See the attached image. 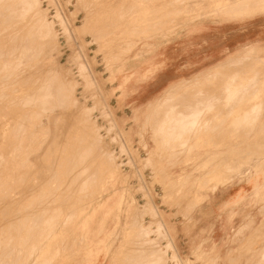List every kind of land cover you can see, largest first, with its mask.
Here are the masks:
<instances>
[{
	"label": "rangeland",
	"instance_id": "rangeland-1",
	"mask_svg": "<svg viewBox=\"0 0 264 264\" xmlns=\"http://www.w3.org/2000/svg\"><path fill=\"white\" fill-rule=\"evenodd\" d=\"M244 7L261 12L264 0H0V264H219L200 250L186 256L175 249L159 214L157 188L172 201L181 191L170 192L177 184L157 173L151 160L154 143V154L163 148L170 157L182 155L192 141L199 144L236 113L239 130L255 127L252 110L260 108L262 113L264 97V60L257 57L264 58V51L256 54L246 48L264 49V12L238 16L236 11ZM214 13L221 15L185 21ZM25 24V30H18ZM188 26L194 28L186 31ZM176 32L190 35L186 44L195 55L210 54L205 60L208 71L199 75L194 63L186 64L182 76L191 80L190 86L160 93L167 97L155 113L132 101V95L146 85L153 91L161 54L154 50ZM235 35L241 44L232 45ZM150 60L154 65L147 64ZM213 63L218 65L210 71ZM157 114L154 121L147 119ZM263 163L264 153H240L233 162L236 170L210 173V189ZM102 164L106 173H115L114 184L101 173ZM208 168L206 163L200 170ZM200 200L195 197L189 211ZM138 253L149 258L141 259ZM245 264H264V249H256Z\"/></svg>",
	"mask_w": 264,
	"mask_h": 264
},
{
	"label": "crops",
	"instance_id": "crops-1",
	"mask_svg": "<svg viewBox=\"0 0 264 264\" xmlns=\"http://www.w3.org/2000/svg\"><path fill=\"white\" fill-rule=\"evenodd\" d=\"M230 3H238V6L241 1ZM245 10L247 11L243 12ZM236 12L240 14L238 16H253L263 13L264 10L253 12L249 7L246 9L244 7L243 10ZM220 15L214 13L194 19L185 18V21L213 19ZM188 27L190 29H185L186 31L194 28V26ZM174 31L173 29L172 32ZM170 32L171 30L167 33ZM189 40V34L176 32L168 38L166 44H160L159 48L154 50V52L160 51L161 54L157 55L159 59L155 63L157 68L155 72L157 70L158 72L154 79L153 91L149 90V85L142 86L132 95V101H139L142 106H150L152 111L159 113L157 106L167 97L159 96L160 93L171 88L190 86L191 80L182 76L188 71L185 69L186 64L190 66L194 63V72L200 73L199 75L208 71L205 60L206 55L210 54L203 51L205 56L202 58V54L198 51L199 55H195L196 51L191 50L186 44ZM231 43L241 44L238 42V35L231 36ZM250 49L256 54L264 51L260 46L246 48L247 51ZM191 54L195 55L193 62L190 59ZM257 58L264 60L261 57ZM151 60L147 64L154 65L155 60L153 63ZM217 65L216 63L208 65L209 70ZM252 111L255 125L252 129L239 130V122L235 121L238 119L236 113L220 128L216 125V129L202 137L199 144L196 145L192 141L190 151L182 155L170 157L163 148H159L154 154L157 147L153 142L151 164L158 169L157 173L177 184L175 188L169 189L171 193L176 190L181 191L180 196L173 199L174 202L169 199V194L165 190L157 188L159 214L175 249L182 255L190 256L192 252L200 250L209 258H215L214 260L219 264H245L254 256L256 249H264V163L261 166L257 164L255 166L257 169L254 168L256 171L245 167L246 171L243 169L236 176L232 175L226 184L219 185L213 190L210 189L212 184L208 182L213 171L223 173L224 169L236 170L238 165H233V162L238 160L240 153H264V97L262 113L260 108H253ZM159 116L160 114H157L147 119L154 121ZM119 117L121 119L122 114H119ZM222 117L219 119L222 120ZM253 137L258 139L253 140ZM151 139L153 141L152 131ZM187 162L190 164L186 165ZM206 163H209L208 171H201V166ZM181 164H184L181 169L174 170ZM224 175H228V170ZM195 197L202 200L192 211H189ZM231 253L236 256L228 258Z\"/></svg>",
	"mask_w": 264,
	"mask_h": 264
},
{
	"label": "bare ground",
	"instance_id": "bare-ground-1",
	"mask_svg": "<svg viewBox=\"0 0 264 264\" xmlns=\"http://www.w3.org/2000/svg\"><path fill=\"white\" fill-rule=\"evenodd\" d=\"M16 1H17V0H16ZM24 1H25V0H24ZM26 1H27V0H26ZM174 1H175V0H174ZM1 2H2V1H1ZM6 2H7V1H6ZM20 2H21V1H20ZM22 2H23V1H22ZM35 2H36V1H35ZM27 3H28V2H27ZM177 3H178V2H177ZM6 4H7V3H6ZM16 4H17V3H16ZM18 4H19V3H18ZM18 4H17V5H18ZM31 4H32V2H31ZM21 5H22V4H21ZM21 5H20V6H21ZM1 6H2V5H1ZM32 7H33V6H31V10H32ZM36 7H37V6H36ZM16 8H17V6H16ZM23 8H24V7H23ZM25 8L27 9V7H25ZM25 8H24V11H25ZM38 8H39V7H38ZM36 9H37V8H36ZM36 9H35V11H36ZM12 10H14V9L12 8ZM15 10H16V9H15ZM22 10H23V9H22ZM27 10H28V9H27ZM24 11H23V12H24ZM9 12H11V11H9ZM12 12H14V11H12ZM20 12H21V11H20ZM0 14H1V13H0ZM6 14H7V13H6ZM16 14L19 15L20 13L18 14V13H17V10H16ZM7 15H9V14H7ZM7 15H6V17H7ZM21 15H22V14H21ZM21 15H20V16H21ZM36 15H37V14H36ZM2 17H3V15H2ZM17 18H18V16H17ZM23 18H24V17H23ZM29 18H30V17H29ZM5 19H6V18H5ZM5 19H4V22H5ZM19 19H20V18H19ZM21 19H22V17H21ZM41 19H42V18H41ZM16 20H17V19H16ZM26 20H27V18L24 20V22H26ZM28 20H29V19H28ZM33 20H34V19H33ZM8 21H9V20H8ZM18 21H19V20H18ZM18 21H17V22H18ZM31 21H32V20H31ZM27 22H28V25H29L30 20L27 21ZM8 23H9V22H8ZM45 23H46V22H45ZM20 24H21V23H20ZM33 24H35V23L31 22L30 26H32ZM43 24H44V23H43ZM43 24H42V25H43ZM5 25H7V24H5ZM9 25H10V24H9ZM26 25H27V24H25V26L23 25L22 28H20V29H18V30H21V29H22V30H25L24 28L26 27ZM39 25H40V24H39ZM34 26H35V25H34ZM37 27H38V26H37ZM7 28H8V27H7ZM27 28H28V27H27ZM27 28H26V30H27ZM32 28H34V27L32 26ZM32 28H31V29H32ZM40 28H41V25H40ZM15 29H16V28H15ZM29 29H30V28H29ZM34 29H35V28H34ZM8 30H9V29H8ZM38 30H39V29H38ZM50 30H51V29H50ZM15 31H17V29H16ZM18 32H19V31H18ZM28 32H29V31H28ZM31 32H33V30H32ZM34 32H35V31H34ZM37 33H38V31H37ZM47 33H48V31H47ZM34 35H35V34H34ZM34 35H33V39H34ZM51 35H52V34H51ZM15 36H16V34H15ZM39 36H40V34H39ZM48 36H49V34L47 35V37H48ZM10 37H11V36H10ZM41 37H42V36H41ZM47 37H46V38H47ZM50 37H51V36H50ZM0 38H1V37H0ZM18 38H19V37H18ZM27 38H28V37H27ZM53 38H54V37H53ZM12 39H13V38H12ZM37 40H38V37H37ZM45 40H46V39H45ZM11 41H12V40H11ZM27 41H28V40H27ZM27 41H25V42H27ZM29 41H30V40H29ZM32 41H33V40H32ZM32 41H31V42H32ZM39 41L42 42V40H38V43H39ZM52 41H53V40H52ZM11 43H12V42H11ZM2 44H3V43H2ZM12 44H13V43H12ZM22 44H23V43H22ZM22 44H21V45H22ZM28 44H29V42H28ZM45 44H46V43H45ZM33 45H34V44H33ZM28 46H29V45H28ZM45 46H46V45H45ZM24 47H25V46H24ZM22 48H23V47H22ZM27 48H28V47H27ZM23 50H24V48H23ZM39 50H40V49H39ZM43 50H44V49H43ZM15 51H16V50H15ZM32 51H33V50H32ZM9 52H10V51H9ZM37 53H38V52H37ZM40 53H41V52H40ZM10 54H11V52H10ZM12 54H13V52H12ZM7 55H8V54H7ZM14 55H15V54H14ZM40 55H41V54H40ZM8 56H9V55H8ZM26 57H27V56H26ZM3 58H5V57H3ZM6 58H7V56H6ZM16 58H17V56H16ZM16 58H15V59H16ZM24 58H25V57H24ZM35 58H36V56H35ZM30 59H31V58H30ZM3 60H4V59H3ZM20 60H21V59H20ZM40 60H41V59H40ZM22 61H23V60H22ZM11 62H12V61H11ZM25 62H26V61H25ZM27 62H28V60H27ZM225 62H226V61H225ZM7 63H8V62H7ZM12 63H13V62H12ZM17 63H18V62H17ZM20 63H21V62H20ZM28 63H29V62H28ZM4 64H5V63H4ZM4 64H3V62H2V66H3ZM9 64H10V63H9ZM11 65H12V64H11ZM18 65H19V64H18ZM13 66H14V65H12V67H13ZM16 67H17V66H16ZM0 68H1V67H0ZM7 68H8V67L6 66L5 71H6ZM9 68H10V67H9ZM14 68H15V67H14ZM15 69H16V68H15ZM22 69H23V68H22ZM215 69H217V68H215ZM211 70H212V69H211ZM211 70H210V71H211ZM5 71H3V72H5ZM6 72H7V71H6ZM1 73H2V72H1ZM7 73H9V72H7ZM12 73H13V72H12ZM5 74H6V73H5ZM204 74H205V73H204ZM12 75H13V74H12ZM205 75H206V74H205ZM2 78H3V77H2ZM15 79H16V78H15ZM194 79H196V78H194ZM197 79H199V77H198ZM13 80H14V79H13ZM43 82H44V81H43ZM192 82H193V81H192ZM188 83H189V82H188ZM15 84H16V83H15ZM43 84L45 85V82H44ZM43 84H42V85H43ZM20 85L22 86V84H20ZM47 85H48V84H47ZM11 86H12V85H11ZM21 86H20V87H21ZM9 87H10V86H9ZM17 87H19V86H17ZM39 87H40V83H39ZM40 88H41V87H40ZM33 90H35V89H33ZM62 90H63V89H62ZM238 90H239V89H238ZM40 91H41V93H42L43 90L40 89L39 92H40ZM227 91H228V89H227ZM233 91H234V90H233ZM0 92H1V89H0ZM8 92H9V91H8ZM16 92H17V90H16ZM44 92H45V91H44ZM47 92H48V91H47ZM27 93H28V92H27ZM34 93H35V92H34ZM5 94H6V93H5ZM29 94H31V93H28V95H29ZM42 94H43V93H42ZM0 95H1V94H0ZM38 95H39V94H38ZM49 95H50V94H49ZM191 95H192V94H191ZM191 95H190V96H191ZM41 96H42V95H41ZM45 96H46V95H45ZM66 96H68V95H66ZM0 97H1V96H0ZM3 97H4V96H3ZM63 97H65V96H62V98H63ZM68 97H69V96H68ZM16 98H17V97H16ZM31 98H32V97H31ZM35 98H36V97H35ZM35 98H34V100H35ZM45 98H46V97H45ZM0 99H1V98H0ZM23 99H24V98H23ZM28 99H29V98H28ZM60 99H61V98H60ZM65 99H67V98L65 97ZM47 100H48V98H47ZM69 100H70V98H69ZM26 101H27V100H26ZM67 101H68V100H66L65 102L67 103ZM72 101H74V100H72ZM17 102H18V101H16V103H17ZM28 102H30V101L28 100ZM36 102H37V101H36ZM63 102H64V101H62V103H63ZM165 102H166V101H165ZM11 103H12V102H11ZM31 103H32V102H31ZM46 103H47V101H46ZM62 103L60 102V104H62ZM163 103H164V102H163ZM187 103H188V100H187ZM6 104H7V103H6ZM23 104H24V102H23ZM28 104H29V103H27V105H28ZM63 104H64V103H63ZM71 104H73V103H71ZM20 105H21V104H20ZM253 105H254V104H253ZM31 106H32V104H31ZM33 106H34V105H33ZM255 106H256V105H255ZM10 107H11V106H10ZM25 107H26V106H25ZM41 107H42V106L40 105V108H41ZM194 107H195V106H194ZM7 108H8V107H7ZM14 108H15V107H14ZM17 108H18V107H17ZM42 108H43V107H42ZM34 109H35V107H34ZM186 109H187V108H186ZM250 109H251V107L249 108V110H250ZM47 110H48V109H47ZM194 110H195V109H194ZM176 111H177V109H176ZM0 112H1V110H0ZM184 112H185V110H184ZM189 112H190V111H189ZM247 112H248V111H247ZM31 113H32V112H31ZM35 113H36V112H34V114H35ZM42 113H43V112H42ZM45 113H46V112H45ZM45 113H44V114H45ZM175 113H176V112H175ZM193 113H194V112H193ZM200 113H201V111H200ZM203 113H204V112H203ZM23 114H24V113H23ZM27 114H28V113H27ZM40 114H41V113H40ZM46 114H47V113H46ZM187 114H188V113H187ZM205 114H206V113H205ZM247 114H248V113H247ZM35 115H36V114H35ZM37 115H39V114L37 113ZM37 115H36V117H37ZM169 115H170V114H169ZM24 116H25V115H24ZM30 117H31V114H30ZM32 117H33V116H32ZM258 117H259V116H258ZM17 118H18V117H17ZM17 118H16V119H17ZM42 118H43V117H42ZM168 118H169V117H168ZM16 119H15V120H16ZM19 119H20V118H19ZM30 119H31V118H30ZM39 119H40V117H39ZM178 119H179V118H178ZM32 120H33V119H32ZM180 120H181V119H180ZM187 120H188V119H187ZM189 120H192V119H189ZM235 120H236V119H235ZM18 121H19V120H17V122H18ZM193 121H195V120H193ZM196 121H197V120H196ZM255 121H256V120H255ZM21 122H22V119H21ZM181 122H182V121H181ZM186 122H187V121H186ZM27 123H28V122H27ZM36 123H37V122H36ZM171 123H172V122H171ZM182 123H183V122H182ZM194 123H195V122H194ZM208 123H209V121H208ZM246 123H247V122H246ZM172 124H173V123H172ZM178 124H179V123H178ZM21 125H22V124H21ZM174 125H175V124H174ZM181 125H182V124H181ZM189 125H190V123H189ZM50 126H51V125H50ZM177 126H178V125H177ZM182 126H183V125H182ZM190 126H191V125H190ZM20 127H21V126H20ZM180 127H181V126H180ZM185 127H187V126H185ZM14 128L16 129V127H14ZM22 128H23V127H22ZM86 128H87V127H86ZM88 128H89V126H88ZM173 130H174V129H173ZM21 131H24V132H25V130H21ZM92 131H93V130H92ZM15 132H16V130H15ZM27 132H28V131H27ZM36 133H37V132H36ZM40 133H41V132H40ZM180 133H181V132H180ZM183 133H184V132H183ZM186 133H187V132H186ZM190 133H191V132H190ZM21 134H22V132H21ZM31 135H32V136H31V138H32V137L34 136V133L31 134ZM35 135H36V134H35ZM170 135H172V134H170ZM173 135H174V134H173ZM182 135H183V134H182ZM18 136H19V135H18ZM37 136H38V135H37ZM39 136H40V135H39ZM86 136L88 137V135H86ZM176 136H177V135H176ZM178 136H179V135H178ZM180 136H181V134H180ZM180 136H179V137H180ZM19 137H21V135H20ZM34 138H35V137H34ZM175 138H176V137H175ZM95 139H96V138H95ZM170 139H171V137H170ZM173 139H174V138H173ZM168 140H169V139H168ZM171 141H172V140H171ZM171 141H170V142H171ZM10 142H11V141H10ZM89 142H90V141H89ZM172 142H173V141H172ZM18 143H19V142H17V144H18ZM90 143H91V145H92L93 142H90ZM183 143H184V142H183ZM24 145H25V144H24ZM93 145H94V144H93ZM182 145H183V144H182ZM6 147H7V146H6ZM19 147H20V146H19ZM8 148H9V147H8ZM181 148H182V147H181ZM187 148H188V147H187ZM14 149H15V148H14ZM25 149H26V148H25ZM72 149H73V148H72ZM94 149H95V147H94ZM4 150H5V149H4ZM17 150H18V148H17ZM68 150H69V149H68ZM83 150H85V149L83 148ZM86 150H87V149H86ZM23 151H24V150H23ZM38 151H39V150H38ZM81 151H82V150H81ZM96 151H97V149H96ZM86 152H87V151H86ZM89 152H90V155L93 154V153L91 154V151H89ZM21 153H22V152H21ZM60 153H61V152H60ZM82 153H83V152H82ZM29 154H30V153H29ZM97 154H98V153H97ZM5 155H6V154H5ZM60 155H62V154H60ZM84 155H85V153H84ZM84 155H83V156H84ZM90 155H89V158L91 159V156H90ZM176 155H177V154H176ZM87 156H88V155H87ZM92 156H93V155H92ZM171 156H172V155H171ZM3 157H4V156H3ZM5 157H6V156H5ZM36 157H37V155H36ZM16 158H17V157H16ZM96 158H97V157H96ZM1 159H2V158H1ZM10 159H11V158H10ZM83 159H84V158H83ZM86 160H87V159H86ZM88 160H89V159H88ZM90 161H92V160H90ZM95 161H96V160H95ZM100 161H101V160H100ZM100 161H99V162H100ZM102 161H103V160H102ZM102 161H101L99 164H101ZM77 162H79V161H77ZM81 162H82V161L80 160V163H81ZM97 162H98V161H97ZM105 162H108V160H106ZM111 162H112V161H111ZM111 162H110V163H111ZM82 163H84V162H82ZM94 163H95V162H94ZM96 165H97V163H96ZM104 165L106 166V164H104ZM21 166H22V165H21ZM101 166H102L101 169H103V170H101V173L104 171L103 173H105L106 175L108 174L107 176H109V178H110V180H111V183L114 184V181L117 179V177L114 176L115 173L110 172V169L107 170V173H106V171H105V169H104V167H103V164H102ZM74 167H75V166H74ZM87 167H88V165H87ZM106 167H108V166H106ZM20 168H21V167H20ZM67 168H69V167H67ZM115 168H116V167H115ZM70 169H71V168H70ZM88 169H89V167H88ZM107 169H108V168H107ZM64 170H65V168H64ZM72 170H73V169H72ZM80 170H82V169H79V175H80ZM97 170H98V169H97ZM69 171H70V170H69ZM95 171H96V170H95ZM113 171H114V170H113ZM60 172H61V171H60ZM66 172H67V171H66ZM81 173H82V175H81L79 178H82V181H83L84 177H86V175H85L84 177H82V176L85 174V171H82ZM83 173H84V174H83ZM96 173H97V172H96ZM99 173H100V171H99ZM99 173H98V175H99ZM70 174H71V172H70ZM75 174L77 175V173H75ZM88 174H89V173H88ZM88 174H87V175H88ZM105 174H104V175H105ZM52 176H53V175H52ZM70 176H71V175H70ZM93 176H94V175H93ZM95 176H96V174H95ZM44 177H45V176H44ZM75 178H76V177H75ZM88 178H89V177H88ZM88 178H87V179H88ZM46 179H47V178H46ZM77 179H78V178H77ZM90 179H91V178H90ZM93 179H95V178H93ZM43 181H44V180H43ZM82 181H81V182H82ZM100 181H101V180H100ZM56 182H57V181H56ZM70 183H71V182H70ZM83 183H85V182H83ZM95 183H96V182H95ZM51 184H52V183H51ZM80 184H82V183H80ZM107 184H108V182H107ZM109 184H110V182H109ZM42 185H43V184H42ZM44 185H45V184H44ZM76 185H77V184H76ZM91 185H92V184H91ZM93 185H94V184H93ZM86 186H87V185H86ZM49 187H50V186H49ZM65 187H66V186H65ZM77 187H79V186H77ZM84 187H85V184H84V186H83L82 188L80 187L81 190H83ZM40 189H41V188H40ZM56 189H57V188H56ZM70 189H71V188H70ZM72 189H73V188H72ZM74 189H75V188H74ZM78 189H79V188H78ZM85 189H86V188H84V191H85ZM0 190H1V189H0ZM87 190H88V189H87ZM54 191H55V190H54ZM66 191L68 192V190H66ZM71 191H72V190H71ZM69 192H70V191H69ZM77 193H78V192H77ZM84 193H85V192H84ZM82 194H83V193H82ZM39 196H40V194H39ZM39 196H38V197H39ZM71 197H72V196H71ZM71 197H70V198H71ZM46 198H47V197H46ZM48 198H49V197H48ZM59 198H60V197H59ZM67 198H68V197H67ZM67 198H66V199H67ZM76 198H77V197H76ZM82 198H83V197H82ZM11 199H12V198H11ZM33 199H34V198H33ZM44 199H45V198H44ZM83 199H84V198H83ZM63 201H64V199H63ZM31 202H32V201H31ZM51 202H52V200H51ZM61 202H62V201H61ZM78 202H80V201H78ZM34 204H35V203H34ZM46 204H47V203H46ZM73 204H74V203H73ZM83 204H84V203H83ZM62 205H63V204H62ZM77 206H78V205H77ZM77 206H76V207H77ZM70 207H71V206H70ZM78 207H79V206H78ZM90 207H91V206H90ZM80 208H81V207H80ZM92 208H93V207H92ZM29 209H30V208H29ZM35 209H36V208H35ZM75 209H76V208H75ZM81 209H82V208H81ZM25 210H26V209H25ZM44 211H45V210H44ZM44 211H43V212H44ZM73 211H74V210H73ZM60 212H61V211H60ZM76 213H77V212H76ZM24 214H25V213H24ZM71 214H72V213H71ZM154 214H155V213H153V215H154ZM25 215H26V214H25ZM28 215H29V214H28ZM45 215H46V214H45ZM51 216H52V215H51ZM72 216H73V215H72ZM72 216H71V217H72ZM155 216L157 217V215H155ZM155 216H152V215H151V217H153V218H154ZM69 217H70V216H69ZM133 217H134V216H133ZM133 217H132V218H133ZM135 217H136V216H135ZM12 218H13V217H12ZM153 218H152V219H153ZM46 219H47V218H46ZM134 219H135V218H134ZM156 219L159 221V218H158V217H157ZM68 220H69V219H68ZM154 220H155V219H154ZM134 221H135V220H134ZM34 222H36V221H34ZM67 222H68V221H67ZM159 222H160V221H159ZM43 223H44V222H43ZM59 223H60V222H59ZM16 224H17V223H16ZM31 224H32V223H31ZM49 224H51V223H49ZM138 224H139V223H138ZM138 224L136 225L137 227H138ZM47 225H48V224H47ZM57 225H58V223H57ZM62 226H63V225H62ZM131 226H132V225H131ZM47 227H48V226H47ZM49 228H50V226H49ZM135 228H136V227H135ZM144 228H145V227H144ZM27 229H28V228H27ZM132 229H134V228H132ZM140 229H141V228H140ZM148 229H149V228H148ZM34 231H35V229H34ZM144 231H145V230H143V232H142L143 234H142V235H145V234H144V233H145ZM147 231H148V230H146V232H147ZM1 232H2V231H1ZM37 232H38V231H37ZM13 233H14V232H13ZM24 233H25V232H24ZM135 233H136V232H135ZM138 233H139V232H138ZM37 234H38V233H37ZM133 234H134V233H133ZM147 234H148V232H147ZM7 235H8V233H7ZM97 235H98V234H97ZM48 236H49V234H48ZM146 237H147V236H146ZM45 238H46L47 241L50 240V237H49V238L45 237ZM139 238H140V236H139ZM10 239H11V238H10ZM56 239H57V238H56ZM52 240H53V236H52ZM52 240H51V241H52ZM129 240H130V239H129ZM137 240H138V238L136 239V241H137ZM139 240H140V239H139ZM139 240H138V241H139ZM143 240H145V239H143ZM143 240H142V243H143ZM3 241H4V239H3ZM47 241H46V242H47ZM51 241H50V242H51ZM31 242H32V241H31ZM55 242H56V241H55ZM133 242H134V241H133ZM146 242H147V240H146ZM8 243H9V242H8ZM38 243H39V242H38ZM154 243H155V240H154ZM3 244H4V243H3ZM52 244H53V243H52ZM146 244H147V243H146ZM27 245H28V244H27ZM30 245H31V244H30ZM46 245L48 246V248L50 247L49 244H46ZM53 245H54V244H53ZM134 245H135V244H134ZM148 245H149V241H148ZM151 245H152V244H151ZM151 245H149V248L151 247ZM7 246H8V245H7ZM16 246H17V245H16ZM16 246H15V248H16ZM32 246H33V245H32ZM51 246H52V245H51ZM43 247H44V246H43ZM152 247H153V246H152ZM152 247H151V248H152ZM9 248H10V247H9ZM46 248H47V247H46ZM135 248H136V247H135ZM145 248L147 249V247H145ZM145 248H142L141 251H143V249H145ZM151 248H150V251H151ZM39 249H40V248H39ZM41 249H42V248H41ZM33 250H34V249H33ZM147 250H148V251H147ZM147 250H146V251L149 252V249H147ZM43 251H44V253H45V249H44ZM49 251H50V248H49ZM49 251L47 250L48 253H50ZM119 251H120V250H119ZM119 251H118L117 255H119ZM138 251H139V250H138ZM51 252H52V251H51ZM147 252H143V253H147ZM15 253H16V252H15ZM42 253H43V252H42ZM136 253H137V252H136ZM151 253H152V252H150V254H151ZM154 253L156 254V252H154ZM154 253H153V254H154ZM53 254H54V253H53ZM53 254H52V255H53ZM133 254H134V253H133ZM138 254H139V253H138ZM147 254H148V253H147ZM18 255H19V253H18ZM40 255H41V253H40ZM136 255H137V254H136ZM139 255H140L139 257H140L141 259H143L144 257H145V259L149 258V256H147V255H146L147 257H146V256H143V257H142L143 254H142V255L139 254ZM6 256H7V254H6ZM10 256H11V255H10ZM24 256H25V254H24ZM44 256H45V254H44ZM48 256H49V255H48ZM150 256H152V255H150ZM38 257H39V256H38ZM38 257H37V258H38ZM41 257H43V256L41 255L40 258H41ZM50 257H51V255H50ZM155 257H156V256H155ZM45 258H46V257H45ZM151 258H152V257H151ZM52 259H53V258H52ZM154 259H156V258H154ZM42 260H43V259H42ZM42 260H41V261H42ZM50 260H51V259H50ZM134 260H135V259H134ZM150 260H151V259H150ZM36 261L38 262V261H40V260H36ZM135 261H136V260H135ZM148 261H149V259H148ZM3 262H4V261H3ZM7 262H8V261H7ZM13 262H14V261H13ZM133 262H134V261H133ZM150 262H152V261H150ZM4 263H5V262H4ZM135 263H136V262H135ZM135 263H134V264H135ZM137 263H138V262H137ZM139 263H140V262H139ZM43 264H44V263H43ZM130 264H131V263H130Z\"/></svg>",
	"mask_w": 264,
	"mask_h": 264
}]
</instances>
